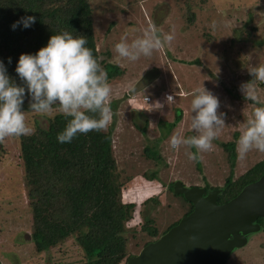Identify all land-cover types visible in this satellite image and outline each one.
Masks as SVG:
<instances>
[{
    "label": "rangeland",
    "instance_id": "374dc122",
    "mask_svg": "<svg viewBox=\"0 0 264 264\" xmlns=\"http://www.w3.org/2000/svg\"><path fill=\"white\" fill-rule=\"evenodd\" d=\"M90 2L96 47L104 60L123 69L109 81L113 115L107 129H111L113 155L124 183L122 200L136 205L125 231L127 250L136 254L150 239L142 229L144 221L152 220L162 232L185 211L183 198L169 188L171 182L179 179L186 186L220 187L226 178H237L264 158V153L252 150L240 159L236 151V140L253 108L264 105V84L254 82L259 105L246 101L240 92V85L252 79L248 69L264 64V0ZM149 24L162 34H173L174 39L150 57L134 62L119 58L113 45L121 37L128 42L141 37ZM134 83L137 92L129 94L128 86ZM201 85L219 98L218 113L224 112L225 117L212 148L193 161L185 146L170 149L168 138L199 135L190 128V101L193 90ZM165 93L173 94L175 104L164 103L156 109L155 103L163 102ZM144 96L152 100L145 102ZM25 112L33 132L46 127L55 115ZM230 142L235 143L231 157L224 149V143ZM23 174L19 137H7L0 142L1 264L83 262L87 257L72 237L41 253L35 251ZM224 264H264V228L235 248Z\"/></svg>",
    "mask_w": 264,
    "mask_h": 264
},
{
    "label": "trees",
    "instance_id": "16d2710c",
    "mask_svg": "<svg viewBox=\"0 0 264 264\" xmlns=\"http://www.w3.org/2000/svg\"><path fill=\"white\" fill-rule=\"evenodd\" d=\"M26 15L36 18L31 27L10 28L13 21ZM192 18L190 14L189 21ZM63 31L87 38L86 47L92 49L109 81L122 74L123 69L104 60L96 47L90 0H0V60L15 83L22 84L14 71L18 56L34 54L50 35ZM31 102L26 96L22 110L31 111ZM180 116L176 114V120ZM66 122L65 117L55 114L46 127L19 137L23 180L32 213L31 242L35 251L41 253L72 237L87 257L76 264H125L133 255L127 250L126 223L136 205L122 200L124 183L113 155L111 129L78 134L70 143H58L56 135ZM234 146V142L224 143L230 157L235 154ZM262 174L264 158L237 178H226L222 186L204 188L219 189L217 203H222ZM176 195L183 198V207L186 205L184 216L193 206L182 194ZM152 222L142 223V229L150 237L143 246L178 221L162 232Z\"/></svg>",
    "mask_w": 264,
    "mask_h": 264
},
{
    "label": "clouds",
    "instance_id": "9594fccd",
    "mask_svg": "<svg viewBox=\"0 0 264 264\" xmlns=\"http://www.w3.org/2000/svg\"><path fill=\"white\" fill-rule=\"evenodd\" d=\"M35 19L31 15L21 16L10 28H29ZM211 28L215 29V22ZM173 39V34H162L154 24H149L141 37L131 42L121 37L113 49L119 58L134 62L142 56H152L154 50L165 47ZM87 42L83 35L74 36L63 31L50 35L46 44L34 54L21 53L14 71L22 84L14 82L4 61L0 60V142L7 137L33 133L34 129L26 123V112L22 110L26 96L32 101L31 112L47 116L59 114L66 118L65 127L56 135L58 143H70L78 134L100 132L109 127L113 115L111 85L92 49L86 47ZM8 62L11 63L10 57ZM248 72L252 79L240 85V92L246 101L259 105L254 82L264 84V64L252 66ZM137 83L128 86L129 94L137 92ZM175 102L173 95L166 93L164 101H157L155 108H162L164 103L171 106ZM220 106L219 98L210 90L202 85L194 89L190 101V128L199 135L182 137L173 134L168 138L169 148L177 150L181 145L185 146L188 159L193 161L199 158V153L210 150L224 125L225 113H218ZM252 150L264 153V105L253 108L236 140L238 158L244 159Z\"/></svg>",
    "mask_w": 264,
    "mask_h": 264
},
{
    "label": "water",
    "instance_id": "95a60500",
    "mask_svg": "<svg viewBox=\"0 0 264 264\" xmlns=\"http://www.w3.org/2000/svg\"><path fill=\"white\" fill-rule=\"evenodd\" d=\"M172 189L192 204V210L125 264H221L246 244L248 234L260 229L254 220L264 221V174L222 203H217L219 189L206 191L179 179Z\"/></svg>",
    "mask_w": 264,
    "mask_h": 264
},
{
    "label": "flooded vegetation",
    "instance_id": "af4514ba",
    "mask_svg": "<svg viewBox=\"0 0 264 264\" xmlns=\"http://www.w3.org/2000/svg\"><path fill=\"white\" fill-rule=\"evenodd\" d=\"M208 190H209V189H208ZM254 223L258 224V225L260 226V229H261L262 227L264 228V221H263V218L258 217L256 220H254ZM260 229H259V230H260ZM259 230H258V231H259ZM253 233H255V232H253ZM253 233H250V234L247 235V241L249 240V238L251 237V235H252ZM247 241H246V243H247Z\"/></svg>",
    "mask_w": 264,
    "mask_h": 264
},
{
    "label": "built area",
    "instance_id": "2783aa9c",
    "mask_svg": "<svg viewBox=\"0 0 264 264\" xmlns=\"http://www.w3.org/2000/svg\"><path fill=\"white\" fill-rule=\"evenodd\" d=\"M165 94H166V93H165ZM165 94L163 95V98H164ZM167 94H171V95H173L172 93H167ZM145 97H147V100H146L147 102L151 100L150 97H148V96H144V98H143L144 100H145ZM173 97H174V96H173Z\"/></svg>",
    "mask_w": 264,
    "mask_h": 264
},
{
    "label": "crops",
    "instance_id": "0c3cea01",
    "mask_svg": "<svg viewBox=\"0 0 264 264\" xmlns=\"http://www.w3.org/2000/svg\"><path fill=\"white\" fill-rule=\"evenodd\" d=\"M180 96V95H179ZM183 96V95H182ZM161 98H163L162 94H161ZM164 99V98H163ZM152 100V99H151ZM181 117V116H180Z\"/></svg>",
    "mask_w": 264,
    "mask_h": 264
}]
</instances>
